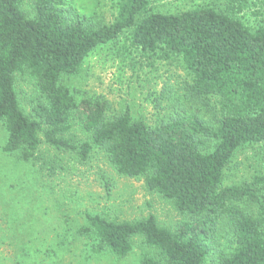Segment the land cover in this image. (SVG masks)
Wrapping results in <instances>:
<instances>
[{
    "label": "trees",
    "instance_id": "obj_1",
    "mask_svg": "<svg viewBox=\"0 0 264 264\" xmlns=\"http://www.w3.org/2000/svg\"><path fill=\"white\" fill-rule=\"evenodd\" d=\"M26 1L0 0L3 151L26 163L44 143L83 161L102 152L120 176L143 179L185 218L172 230L154 216L114 222L88 215L79 236L120 259L140 238L153 251L141 264H264V175L226 183L237 153L264 143V23L242 17L257 3L161 13L153 0H117L114 21L104 24L65 0H32L29 8ZM125 35L143 54L180 58L189 74L153 124L130 109L116 114L104 96H84L66 82ZM19 77L33 87L29 112ZM76 120L89 142L66 137Z\"/></svg>",
    "mask_w": 264,
    "mask_h": 264
},
{
    "label": "rangeland",
    "instance_id": "obj_2",
    "mask_svg": "<svg viewBox=\"0 0 264 264\" xmlns=\"http://www.w3.org/2000/svg\"><path fill=\"white\" fill-rule=\"evenodd\" d=\"M31 1H26V8ZM65 1L79 14L104 24L117 15V0ZM254 2L256 6L242 14L252 26L264 23V0ZM209 5L225 7L226 1L153 0L152 7L180 13ZM127 37L97 49L81 72L66 82L84 96H104L116 114L130 109L136 118L153 124L178 96V88L190 80L189 74L180 58L143 54ZM17 86L22 108L29 112L31 82L19 77ZM6 137L0 124V264H141L153 251L140 238L126 258L96 253L93 243L79 236L87 216L114 222L154 216L160 226L172 230L185 221L169 201L149 191L143 179L120 176L102 152L94 151L83 161L77 153L44 143L26 163L3 151ZM66 137L77 144L91 140L79 120L72 122ZM226 175L231 185L264 175V143L240 150Z\"/></svg>",
    "mask_w": 264,
    "mask_h": 264
}]
</instances>
